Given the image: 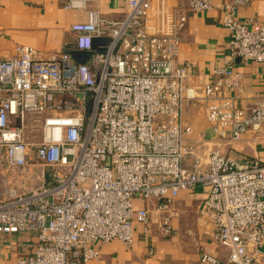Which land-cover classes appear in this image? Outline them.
Listing matches in <instances>:
<instances>
[{"label": "built area", "instance_id": "2783aa9c", "mask_svg": "<svg viewBox=\"0 0 264 264\" xmlns=\"http://www.w3.org/2000/svg\"><path fill=\"white\" fill-rule=\"evenodd\" d=\"M97 1H65L87 15L71 25L68 48L18 44L0 60V160L9 172L0 232L38 237L17 264H83L109 241L131 246L134 221L149 231L153 216L170 236L171 203L198 185L208 188L201 213L226 264H264V153L237 159L221 149L248 131L259 137L264 125V97L242 105L235 71L237 60L264 62V24L237 16L252 0L224 4L230 53L202 86L188 84L179 48L189 15L213 0H123L121 19L90 6ZM191 106L204 111L209 135L195 133ZM201 262L221 264L208 254Z\"/></svg>", "mask_w": 264, "mask_h": 264}, {"label": "crops", "instance_id": "0c3cea01", "mask_svg": "<svg viewBox=\"0 0 264 264\" xmlns=\"http://www.w3.org/2000/svg\"><path fill=\"white\" fill-rule=\"evenodd\" d=\"M66 0H0V60L15 54L16 46H32L48 54L68 48L73 39L71 25L85 21L87 15L81 9H67ZM230 0H213V8L193 12L184 29L185 39L180 44L178 61L189 63L187 82L202 86L213 79L215 67L229 56L230 32L223 24L224 4ZM184 5L186 0H168V4ZM104 15L121 19L125 15L123 0H98L90 4ZM241 20L254 19L264 24V0H252L238 7ZM235 71L241 74L239 101L249 105L264 97V62L248 63L237 60ZM195 133L205 130L209 124L203 110L189 108ZM258 133L248 131L233 145L221 149L237 159L264 153V125ZM208 188L198 185L193 190H182L171 203L172 229L165 236L159 220L153 216L150 230L134 221V242L127 246L121 241L105 243L98 258L83 264H204L203 254L227 263V252L212 238L213 224L202 215ZM162 200L158 201L161 202ZM135 206H146L143 199L136 198ZM38 237L34 233L0 232V264H17L18 259L32 254Z\"/></svg>", "mask_w": 264, "mask_h": 264}, {"label": "rangeland", "instance_id": "374dc122", "mask_svg": "<svg viewBox=\"0 0 264 264\" xmlns=\"http://www.w3.org/2000/svg\"><path fill=\"white\" fill-rule=\"evenodd\" d=\"M6 174H9V172L7 171L6 168H4V166L1 164V160H0V196L3 195L4 189L7 186L6 182H5V180H6L5 175Z\"/></svg>", "mask_w": 264, "mask_h": 264}, {"label": "water", "instance_id": "95a60500", "mask_svg": "<svg viewBox=\"0 0 264 264\" xmlns=\"http://www.w3.org/2000/svg\"><path fill=\"white\" fill-rule=\"evenodd\" d=\"M74 55L75 58L80 62H83L85 60L84 54L81 52H75Z\"/></svg>", "mask_w": 264, "mask_h": 264}]
</instances>
